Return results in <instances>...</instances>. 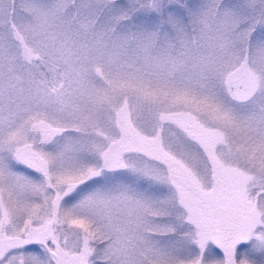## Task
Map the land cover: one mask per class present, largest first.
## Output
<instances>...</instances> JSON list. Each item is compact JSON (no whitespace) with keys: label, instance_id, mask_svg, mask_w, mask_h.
<instances>
[{"label":"snow or ice","instance_id":"6c2138e0","mask_svg":"<svg viewBox=\"0 0 264 264\" xmlns=\"http://www.w3.org/2000/svg\"><path fill=\"white\" fill-rule=\"evenodd\" d=\"M0 264H264V0H0Z\"/></svg>","mask_w":264,"mask_h":264}]
</instances>
